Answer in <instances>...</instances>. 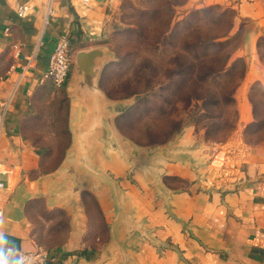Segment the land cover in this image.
<instances>
[{"label": "crops", "instance_id": "crops-1", "mask_svg": "<svg viewBox=\"0 0 264 264\" xmlns=\"http://www.w3.org/2000/svg\"><path fill=\"white\" fill-rule=\"evenodd\" d=\"M33 3L31 15L22 19L15 0H0V160L15 166L13 175L2 176L0 261L20 264V253L41 249L48 252V264H264V141L245 143L240 128L231 142L236 145L220 149L231 147L229 171H240L235 178L244 183L236 190L207 192L197 178L220 149L194 127L169 145L133 146L127 154L100 111L70 97V143L62 162L43 171L44 158L31 132L41 121L40 97L51 92L50 80L40 82L49 55L65 32L77 41L73 59L78 50L101 46L91 42L98 41L121 0H92L88 7L77 0ZM210 6L236 11L232 33L242 31L243 45L233 59L245 58L248 69L235 97L238 105L243 101L247 124L253 118L249 88L264 82L259 45L264 39V0H187L180 8ZM85 41L90 43L82 45ZM16 42L23 45L19 58L12 46ZM138 151L147 158L141 159ZM71 165L77 185L68 174ZM37 205L44 212L38 214L40 228L31 217ZM241 219L248 221L242 224Z\"/></svg>", "mask_w": 264, "mask_h": 264}, {"label": "trees", "instance_id": "trees-1", "mask_svg": "<svg viewBox=\"0 0 264 264\" xmlns=\"http://www.w3.org/2000/svg\"><path fill=\"white\" fill-rule=\"evenodd\" d=\"M229 12L231 16H227ZM206 14L212 16L207 26L200 24V18ZM235 16L236 11L232 8L210 6L194 9L183 20L176 21L174 6L163 1L141 10L137 26L127 28L135 34L134 46L137 49L120 53L121 61L105 68L102 88L113 98L152 91L151 95L160 99L150 109L161 113L168 109L169 112L177 110L175 107L180 102L184 111L195 105L201 111L200 116L210 121V130L215 127L221 129L228 122H233L232 132L239 118L234 108L237 104L235 93L248 69L245 58L233 59L235 51L243 45H232L242 35L241 30L232 33ZM69 39L73 47L77 42L73 34L69 33ZM261 41L264 39L260 40V46ZM143 46L157 49L159 55L163 50L169 54L165 60L159 61L160 58L142 53ZM131 53L133 57L129 59ZM120 66L121 75L115 71ZM160 70L164 79H160ZM249 99L254 120L245 130V139L249 144H258L264 136L251 140L249 135L264 131V84L255 82L250 88ZM139 108L140 104H137L130 110ZM121 119L119 117L118 125L124 130ZM171 122L177 126L180 123L174 119Z\"/></svg>", "mask_w": 264, "mask_h": 264}, {"label": "rangeland", "instance_id": "rangeland-1", "mask_svg": "<svg viewBox=\"0 0 264 264\" xmlns=\"http://www.w3.org/2000/svg\"><path fill=\"white\" fill-rule=\"evenodd\" d=\"M158 1H163L174 6L176 10V21L183 20L190 13V11L194 10L190 9V11H188L180 8L184 5V3H186L185 1L187 0H121L119 8L106 20L98 41L91 42L93 44L96 43L98 45L105 46L109 49L112 55L110 61L107 63L108 65L106 64L107 66L114 62H120L122 59L120 57V53L125 54L126 52L136 51L137 48L134 46L135 34H131V32L127 30V28L131 25L137 26V20L139 18L140 11L150 8ZM227 16H231V12L227 13ZM210 20H212V16L206 14L205 16H202V18H200V24L207 26L208 23H211ZM89 43L90 41H85L84 43H82V45H87ZM241 43H243L242 35L241 37L234 40L232 45L236 46ZM260 49L262 57L264 58L263 41H261ZM153 51L155 53H153ZM141 52L144 54L152 55L153 57L155 56L156 58H160L159 61L165 60L166 56H168L169 54V52L167 53L165 50H163V54L159 55L160 52H158L157 49L155 51L151 47L145 48L144 46L141 47ZM132 57L133 53L129 55V59ZM122 66L118 67V69H115V71L117 70L120 75ZM158 74L160 76V79H164L162 70H160ZM117 77L118 76H116V78ZM262 84H264V82ZM250 88L248 91V101L252 109V105L249 99ZM151 94L152 91L146 90L130 96L117 98L124 100V104L120 108L122 110V113L120 115V117H122L121 124L123 126L122 128L124 129L121 131L124 133V135H126L139 145H162L168 141L170 142L179 134H182L184 131H186V129L193 127L195 128V132L197 134H200L206 139V141L212 142L218 148L227 143H230L232 145L231 147L233 148V146H235L236 144L234 145L231 142L233 141L232 139L238 134L236 133L239 130L238 128L243 130L244 142L249 144L245 139V130L251 122L246 124L244 121V111L246 114V108L242 104L243 101H240L241 104L239 105L237 101V104L234 107L238 112L239 118L236 128L232 132H230L233 122H228L224 127L222 126L223 128L221 129L215 127V129L210 130L208 128V126L210 125V121H208L207 119H203L200 116L201 111L195 105L190 106L188 110L186 109L184 111L183 103L180 102L178 103V105H176L177 107H175L176 109H178L172 112H169V109L166 112L162 113L153 111L150 109L152 107V104L158 102L160 98ZM137 104H140V108L138 110H130L129 106H131V108H134V106ZM67 105L68 96L64 86L57 87L51 83V92H49L47 95L44 93L40 97V104L38 106V118H40L41 121L32 126L31 139L36 144L38 151H41V154L43 155L44 159L42 160V166L43 171L45 172L49 171L53 167L58 166L62 162L64 152L70 143V136L68 134V131L64 129ZM130 111H132L131 114L129 113ZM241 116H243L242 122ZM173 119L180 121L178 126L171 122V120ZM253 120L254 117L252 118V121ZM239 123H241L242 126H239ZM244 124H246L245 127L243 126ZM173 125L177 127L174 126V128L172 129ZM249 136L251 140H257L258 138L264 136V131L258 132L256 134L250 133ZM230 148L225 149L228 151ZM219 151L220 152H218L216 159L214 158V161L217 160V162L215 161V164L216 166H221L229 171V164L231 159H229V157L227 156V151H221V149ZM239 163L241 162L239 161L238 164ZM239 166L240 165H238V167ZM239 172L240 171L233 172L232 169L231 171H229V173L233 177H235L237 175L236 173ZM40 206L37 205V207L32 208L31 215L34 221H36L35 223L36 225H38V228L42 226L38 214H44V212L40 209ZM92 206L94 207L95 205ZM239 221L244 224V222H247L248 220L244 221L243 219H241L238 220V222ZM236 226L239 230L247 229L245 227L241 228L240 225Z\"/></svg>", "mask_w": 264, "mask_h": 264}, {"label": "water", "instance_id": "water-1", "mask_svg": "<svg viewBox=\"0 0 264 264\" xmlns=\"http://www.w3.org/2000/svg\"><path fill=\"white\" fill-rule=\"evenodd\" d=\"M111 55L112 54L109 49L105 46L78 50L73 59L69 78L65 84V91L68 98L78 97L86 100L87 104L93 105L92 108L94 110L100 111L106 119L108 128L111 131L117 145L127 154L132 153L131 151L134 148L133 146L137 148H160L169 145L181 134L170 142L168 141L169 143L166 142L158 146H141L124 135V133L118 128L115 123V118L121 115L122 110L120 108L124 104V100L111 98L101 86L103 70L108 65L107 63L110 61ZM216 150H218V147ZM142 152L143 151H138L136 154H139L140 158L145 160L147 155ZM204 165L205 171L199 174L197 182L202 186V190L207 192L217 190H236L245 181L244 179L233 177L225 168L216 166L212 156L205 162ZM68 174L73 176L74 182L77 185V173L73 165H71Z\"/></svg>", "mask_w": 264, "mask_h": 264}, {"label": "built area", "instance_id": "built-area-1", "mask_svg": "<svg viewBox=\"0 0 264 264\" xmlns=\"http://www.w3.org/2000/svg\"><path fill=\"white\" fill-rule=\"evenodd\" d=\"M16 1V13L18 17L24 19L31 15L34 8V0H15ZM82 7H88L91 5L92 0H77ZM53 12L52 9L49 10ZM9 32V29H7ZM14 55L19 58L23 52V45L20 43H13ZM73 49L71 47L69 33H62L54 46L53 51L49 55L47 69L44 72L40 82L44 83L47 80L53 82L57 87H62L66 84L73 63ZM32 59L28 60V64L24 66L27 70L31 67ZM7 104L4 105V113H6ZM217 162V160H215ZM15 173V166L7 167L0 160V190L5 188V182L2 176H10ZM3 210L0 208V220L3 217ZM12 249L8 248L7 253H11ZM18 261L20 264H48L49 255L41 249L35 252H23L19 254Z\"/></svg>", "mask_w": 264, "mask_h": 264}, {"label": "clouds", "instance_id": "clouds-1", "mask_svg": "<svg viewBox=\"0 0 264 264\" xmlns=\"http://www.w3.org/2000/svg\"><path fill=\"white\" fill-rule=\"evenodd\" d=\"M0 264H4V262L3 261H0Z\"/></svg>", "mask_w": 264, "mask_h": 264}]
</instances>
